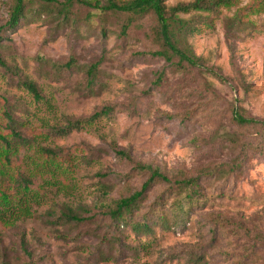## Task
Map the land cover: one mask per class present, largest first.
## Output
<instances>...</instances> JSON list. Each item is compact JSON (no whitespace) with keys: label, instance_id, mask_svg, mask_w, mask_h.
I'll list each match as a JSON object with an SVG mask.
<instances>
[{"label":"rangeland","instance_id":"1","mask_svg":"<svg viewBox=\"0 0 264 264\" xmlns=\"http://www.w3.org/2000/svg\"><path fill=\"white\" fill-rule=\"evenodd\" d=\"M193 1L166 0L164 6L168 11ZM253 1L239 0L236 8L221 9L214 29L203 28L188 41L203 70L220 74L223 82L198 69L176 71L152 57L157 46L151 15L136 19L127 39L114 33L100 37L84 21L74 31L56 30L40 20L6 34L0 55L19 68L21 77L35 82L54 106L52 116L41 105L40 118L62 126L65 119L89 117L105 106L112 107L114 115L44 144L64 149L83 145L97 150L94 158L98 159L77 172L76 190L71 194L51 192L33 219L8 229L0 227V264H188L184 255L190 249L204 255L206 264H237L246 254H250L247 262L254 261L252 253L258 257L255 264H264V156L248 146H260L263 133L231 120L235 108L264 121V13L250 16L251 25L242 34L229 32V19ZM75 12L83 16L86 8L76 7ZM124 18L109 16L108 28L119 32ZM5 21L0 0V27ZM36 58L57 64L73 59L75 68L51 77L49 68L40 66ZM100 59L102 87L87 95L82 89L83 71ZM3 75L0 68V96L11 103L31 101L26 93L2 83ZM232 135L240 138L234 147L229 142ZM115 150L127 153L132 161L119 158ZM245 156L247 162H243ZM138 163L158 169L171 180L201 177L205 209L195 210L177 233L155 230V242L147 252L138 248L128 232L122 234L125 241L119 246L116 233L106 226L98 229L93 222L80 231L52 225L49 215H59L68 207L84 218L94 215L102 226L104 219L97 208L101 196L106 192L108 199H118L139 190L147 177L134 171ZM232 163L241 166L229 177H204L217 167L225 173L229 171L225 164ZM166 189L165 185L151 188L141 213L149 216L158 200L166 198ZM112 249L116 260L100 261L99 255Z\"/></svg>","mask_w":264,"mask_h":264},{"label":"trees","instance_id":"2","mask_svg":"<svg viewBox=\"0 0 264 264\" xmlns=\"http://www.w3.org/2000/svg\"><path fill=\"white\" fill-rule=\"evenodd\" d=\"M166 0H1V9L6 15L5 23L0 27V50L5 47L3 39L9 32L20 25L44 21L54 25L56 30L74 31L79 23L84 21L98 30L100 37L107 38L114 33L119 39L129 37L128 30L136 19L151 15L154 19V39L157 46L152 57H157L168 64L169 68L186 73L188 69H198L209 73L219 82L224 78L213 70H203L200 58L196 57L188 44L193 36L198 35L203 28L214 29L219 21L221 9L236 8L239 0H194L187 4H178L166 10ZM86 8L83 16L76 14L75 8ZM264 13V0H256L251 5L237 12L229 19V32L233 35L242 34L251 25L250 16ZM109 16H125L119 32H112L107 26ZM188 16V19L182 17ZM37 63L49 68V76H60L64 71L75 68V61L69 60L63 64L50 63L42 58H36ZM102 59L84 69L85 80L82 89L87 95H93L100 89L99 65ZM0 68L4 75L2 83L14 87L27 94L30 102L16 101L11 103L7 98L0 96V227L8 229L19 221L33 219L36 209L47 204L48 194H71L76 190L75 175L83 167H92L97 162L94 154L97 150L76 145L68 149L49 147L46 144L51 139L65 138L72 132H81L95 125L101 120L113 118L112 107H102L89 117L79 119H65L62 126L58 123L50 124L46 118H40L41 105L50 115H54L53 104L38 85L27 77H21L17 66H10L0 55ZM13 77L15 85L12 84ZM45 77H47L45 75ZM55 118H53L54 120ZM231 120L240 127L258 129L263 133L260 146H249L257 155L264 156V121L246 117L237 109L231 111ZM41 129V131H37ZM43 131V132H42ZM240 138L232 135L229 139L234 147ZM119 158L131 162L130 156L115 150ZM246 156L243 162H247ZM231 165V166H230ZM229 171L217 167L207 171L204 177L214 178L216 175L223 179L239 170L241 163L225 164ZM134 171L147 178L139 190L127 192L118 199H108L104 192L97 205L99 213L104 219L99 227L94 215L88 218L75 214L68 207L59 215L51 213L54 219L52 225L71 227L77 231L89 222L97 225L98 229L105 227L116 233L119 238L116 242L123 245L125 239L122 234L128 232L137 240L140 250L147 252L155 242V230L161 233L178 232V228L185 227L195 210H203L207 205V197L201 189V177L175 178L171 180L158 169L149 165L135 164ZM165 185V199H159L156 208L142 214V206L147 192L156 186ZM164 207V208H160ZM55 217V218H54ZM229 222V221H228ZM227 227V226H226ZM229 227V226H228ZM240 227V226H238ZM232 228L237 227L233 226ZM241 228V227H240ZM227 228H225V232ZM236 230V231H237ZM230 231V233H236ZM115 246V244H114ZM113 246V247H114ZM115 249L100 254L102 262L115 261ZM250 254L239 259L237 264H255L256 259L247 262ZM184 258L188 264H206L204 255H198L188 250ZM178 258L177 261H183Z\"/></svg>","mask_w":264,"mask_h":264}]
</instances>
